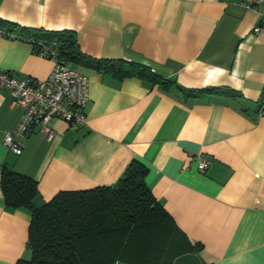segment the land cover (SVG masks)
Instances as JSON below:
<instances>
[{
	"label": "crops",
	"instance_id": "obj_1",
	"mask_svg": "<svg viewBox=\"0 0 264 264\" xmlns=\"http://www.w3.org/2000/svg\"><path fill=\"white\" fill-rule=\"evenodd\" d=\"M0 19L20 27L75 32L98 60L143 64L174 82L115 79L85 67L86 124L53 118L20 139L4 136L22 110L0 90V165L37 183L42 206L60 191L114 185L137 159L146 185L198 252L174 264H264V4L242 0H0ZM259 27L258 32L254 29ZM0 69L44 80L53 63L25 40L0 35ZM229 88L238 95L189 98L179 89ZM210 161L199 171L198 159ZM30 214L7 210L0 188V264L28 260Z\"/></svg>",
	"mask_w": 264,
	"mask_h": 264
},
{
	"label": "trees",
	"instance_id": "obj_2",
	"mask_svg": "<svg viewBox=\"0 0 264 264\" xmlns=\"http://www.w3.org/2000/svg\"><path fill=\"white\" fill-rule=\"evenodd\" d=\"M0 29L30 39L36 53L39 43H56L59 57L73 67H85L115 79L136 77L167 89L174 84L149 67L125 60H98L83 54L75 32L30 29L0 19ZM179 89L186 97L208 94L238 95L229 88ZM264 112V90L258 113ZM148 167L131 160L111 186L60 191L42 206L32 199L37 183L31 177L0 165V188L7 210L30 214L28 260L16 264H174L198 252L146 185Z\"/></svg>",
	"mask_w": 264,
	"mask_h": 264
},
{
	"label": "built area",
	"instance_id": "obj_3",
	"mask_svg": "<svg viewBox=\"0 0 264 264\" xmlns=\"http://www.w3.org/2000/svg\"><path fill=\"white\" fill-rule=\"evenodd\" d=\"M261 4H264V0H242V5L251 10H257ZM259 30L257 27L254 32ZM0 35L22 39L32 45L30 39L7 33L3 29H0ZM36 54L53 63L51 73L44 80H20L11 72L0 69V90L7 91L11 103L22 110L17 125L4 136L5 146L17 155L22 149L20 139L36 125H41L49 137L51 131L46 126L53 118L64 121L73 130L86 124L84 107L89 100V77L59 57L55 42L39 43ZM262 113L259 112V116ZM209 164V160L199 158L198 170L205 171Z\"/></svg>",
	"mask_w": 264,
	"mask_h": 264
},
{
	"label": "rangeland",
	"instance_id": "obj_4",
	"mask_svg": "<svg viewBox=\"0 0 264 264\" xmlns=\"http://www.w3.org/2000/svg\"><path fill=\"white\" fill-rule=\"evenodd\" d=\"M118 264H121V263H118ZM187 264H197V263H196V261H194V262L187 263Z\"/></svg>",
	"mask_w": 264,
	"mask_h": 264
}]
</instances>
